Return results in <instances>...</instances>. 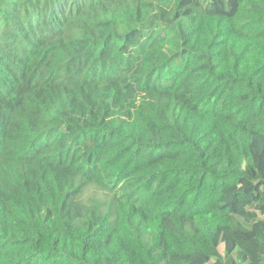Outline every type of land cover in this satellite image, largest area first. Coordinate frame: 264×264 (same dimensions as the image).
<instances>
[{
  "label": "trees",
  "instance_id": "16d2710c",
  "mask_svg": "<svg viewBox=\"0 0 264 264\" xmlns=\"http://www.w3.org/2000/svg\"><path fill=\"white\" fill-rule=\"evenodd\" d=\"M211 263L264 264V0H0V264Z\"/></svg>",
  "mask_w": 264,
  "mask_h": 264
},
{
  "label": "rangeland",
  "instance_id": "374dc122",
  "mask_svg": "<svg viewBox=\"0 0 264 264\" xmlns=\"http://www.w3.org/2000/svg\"><path fill=\"white\" fill-rule=\"evenodd\" d=\"M86 192H93V189L86 190ZM219 252H220L221 254L224 253V246H223V244H221V245L219 246ZM211 264H212V263H211Z\"/></svg>",
  "mask_w": 264,
  "mask_h": 264
}]
</instances>
